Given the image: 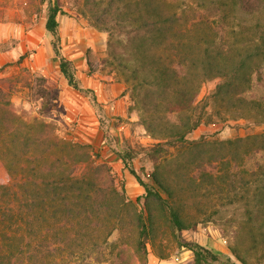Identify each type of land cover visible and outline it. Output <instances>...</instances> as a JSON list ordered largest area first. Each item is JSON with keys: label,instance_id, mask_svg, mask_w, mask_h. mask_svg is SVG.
<instances>
[{"label": "trees", "instance_id": "obj_1", "mask_svg": "<svg viewBox=\"0 0 264 264\" xmlns=\"http://www.w3.org/2000/svg\"><path fill=\"white\" fill-rule=\"evenodd\" d=\"M100 1L86 0L104 16L97 28L109 30L103 61L109 70L128 71L127 80L141 95L146 130L156 140L137 152L117 154L143 192L132 201L124 182H116L85 151L67 160L62 154L54 170L43 174L39 168L49 157L36 156L35 143L25 142L28 157L3 165L15 181L8 186L0 179V264H45L54 252L62 258L75 250L100 252L102 245L109 264H147V245L154 247L166 231L190 252L193 264H211L220 255L181 236L211 216L199 218L184 206L200 204L202 191L221 192L225 186L229 192L226 186L236 174L242 190L234 192L238 200L248 201L242 193L252 184L255 191L253 208L230 236L229 251L239 264H252L250 256L264 260V133L222 140L189 137L215 119L264 123V0H111L99 9ZM60 13L58 1L48 0L45 30L52 36L59 72L78 90L72 61L60 51ZM212 79L218 82L210 93L195 101L199 85ZM8 96L0 86V146L14 148V141H4L15 129ZM48 142L61 151L85 147ZM171 148L177 152L172 169L165 167ZM142 152L152 162L148 172L133 163ZM116 231L124 237L108 240Z\"/></svg>", "mask_w": 264, "mask_h": 264}, {"label": "rangeland", "instance_id": "obj_2", "mask_svg": "<svg viewBox=\"0 0 264 264\" xmlns=\"http://www.w3.org/2000/svg\"><path fill=\"white\" fill-rule=\"evenodd\" d=\"M57 1L62 11L58 15L60 51L72 61L78 90L68 86L59 72L52 36L45 30L48 0H0V86L9 95L15 117L14 132L5 133L4 138L7 145L14 141V148L0 146V179L8 186L15 181L10 173L4 172L3 165L13 158L26 159L28 154L23 146L25 142H33L36 156L49 157L48 160L44 158V167L39 168L43 174L54 170L57 163L54 161L62 154L67 160L69 156L80 157L85 151L95 164L105 165L103 169L106 168L116 182H124L126 195L134 201L143 192V187L123 170L117 154L131 150L137 152L141 146L156 142L145 127V113L139 105L141 95H137V90L127 80L128 71L109 70L103 61L108 57L110 47L107 44L109 30L106 26H96L104 17L100 10L93 8L92 11V3L86 0ZM109 2L111 0L100 1L99 9ZM217 82L218 79L202 82L195 101L208 95ZM172 114L175 117L173 109ZM261 133H264V123H257L252 118H228L201 125L189 137L222 140ZM48 141H72L85 147L61 151ZM170 151L166 158L169 163L165 167L170 165L172 169L174 164L171 161L177 152L173 148ZM133 163L136 168L144 166L146 172L152 168L151 160L143 152L134 157ZM87 174H91V169ZM139 174L145 179L142 173ZM239 178L240 174H236L229 181L226 186L229 192L225 186L221 192L202 191L197 197L200 204H191L188 199L184 206L186 212L196 213L199 218L211 216V220L197 224L194 230L181 233L183 238L198 241L220 255L211 264L221 261L239 264L229 251L230 236L237 229V222H243L248 216L247 209L253 208L255 191L254 184L246 187L248 193L242 194L248 201L238 200L239 196L234 192L241 194ZM121 234L116 231L108 240L123 238L125 233ZM47 236L51 238L50 234ZM103 236L101 233L100 238ZM147 249V264H193L190 252L178 247L175 236L169 231L156 239L154 247L147 245ZM102 251L103 245L100 252L75 250L72 255L64 254L62 258L54 252L52 254L56 256L50 255L45 264H109L107 249ZM249 259L252 264H264V260L259 261L253 256Z\"/></svg>", "mask_w": 264, "mask_h": 264}, {"label": "crops", "instance_id": "obj_3", "mask_svg": "<svg viewBox=\"0 0 264 264\" xmlns=\"http://www.w3.org/2000/svg\"><path fill=\"white\" fill-rule=\"evenodd\" d=\"M198 242V241H197ZM200 243V242H199Z\"/></svg>", "mask_w": 264, "mask_h": 264}]
</instances>
